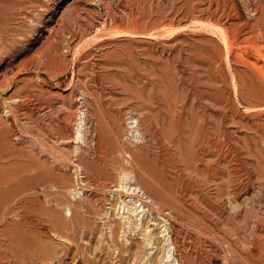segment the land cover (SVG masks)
Here are the masks:
<instances>
[{"label":"rangeland","instance_id":"rangeland-1","mask_svg":"<svg viewBox=\"0 0 264 264\" xmlns=\"http://www.w3.org/2000/svg\"><path fill=\"white\" fill-rule=\"evenodd\" d=\"M0 145V264H264V0H0Z\"/></svg>","mask_w":264,"mask_h":264},{"label":"bare ground","instance_id":"bare-ground-1","mask_svg":"<svg viewBox=\"0 0 264 264\" xmlns=\"http://www.w3.org/2000/svg\"><path fill=\"white\" fill-rule=\"evenodd\" d=\"M105 25H106V23H105ZM111 31V30H110ZM107 32V31H106ZM106 34V33H105ZM102 35V34H101ZM107 35V34H106ZM75 85V84H74ZM78 85V84H77ZM86 94V93H85ZM78 97V96H77ZM24 99V98H23ZM40 99V98H39ZM33 100V99H32ZM24 101V100H23ZM28 101V100H27ZM34 103V102H33ZM37 104H38V102H37ZM46 104V103H45ZM34 105V104H33ZM36 106V105H35ZM42 106V105H41ZM49 107H51L50 105H49ZM57 107V106H56ZM36 108V107H35ZM42 108V107H41ZM54 108V107H53ZM69 109V108H68ZM99 109V108H98ZM99 111V110H98ZM121 112V111H120ZM95 113V112H94ZM99 113H100V111H99ZM122 113V112H121ZM102 114V113H101ZM15 116V115H14ZM19 118V117H18ZM22 118V117H21ZM98 118V117H97ZM103 119V118H102ZM17 122V121H16ZM19 122V121H18ZM27 127V126H26ZM25 127V128H26ZM20 130V129H19ZM198 131V130H197ZM103 132V131H102ZM19 133V132H18ZM99 133V132H98ZM175 133V132H174ZM173 133V134H174ZM23 135V134H22ZM97 135V134H96ZM101 135V134H100ZM170 135V134H169ZM2 136V135H1ZM116 136V135H115ZM172 137V136H171ZM177 137V136H176ZM2 138V137H1ZM99 138V137H98ZM179 139V138H178ZM177 139V140H178ZM169 140V139H168ZM52 141V140H51ZM102 141V140H101ZM173 141V140H172ZM207 141V140H206ZM4 142H6L5 140H4ZM93 142V141H92ZM197 142V141H196ZM107 144V143H106ZM123 144V143H122ZM145 144V143H144ZM96 145V144H95ZM119 145V144H118ZM179 145H180V143H179ZM1 146V145H0ZM117 146V145H116ZM121 146V145H120ZM177 146V145H176ZM194 146V145H193ZM119 147V146H118ZM143 147V146H142ZM43 148V147H42ZM45 148V147H44ZM110 148V147H109ZM179 148V147H178ZM193 148V147H192ZM118 149H120V148H118ZM129 149V148H128ZM191 149V148H190ZM195 149V148H194ZM207 149V148H206ZM123 150V149H122ZM130 150V149H129ZM144 150V149H143ZM178 150V149H177ZM146 151V150H145ZM1 152V151H0ZM111 152V151H110ZM118 152V151H117ZM97 153V152H96ZM99 153V152H98ZM147 153V152H146ZM31 154V153H30ZM100 154V153H99ZM25 155V154H24ZM29 155V154H28ZM97 155V154H96ZM103 155H104V157H103V159H105V162H106V164H108V165H114V161H115V159L114 158H109L108 156L109 155H111V156H113L111 153H109V151H103ZM131 155H132V158H134V156H133V154L131 153ZM183 155V154H182ZM97 156H99V155H97ZM188 156V155H187ZM158 157V156H157ZM167 157V156H166ZM115 158H117V157H115ZM95 159V158H94ZM102 159V158H101ZM118 159V158H117ZM97 160V159H96ZM135 162H134V164L138 167V168H141L140 167V165L138 164V161H136V158H134L133 159ZM156 160H158L157 158H156ZM167 160V159H166ZM165 160V161H166ZM185 160V159H184ZM95 161V160H94ZM98 161H100V160H98ZM190 161V160H189ZM97 162V161H96ZM183 162V161H182ZM193 162V161H192ZM101 163H103V162H101ZM161 163V162H160ZM187 163V162H186ZM99 164V163H98ZM207 164V163H206ZM132 165V164H131ZM163 166V165H162ZM200 166V165H199ZM115 167V166H114ZM145 167V166H144ZM104 168V167H103ZM116 168V167H115ZM195 168H196V166H195ZM187 169V168H186ZM213 169V168H212ZM218 169V168H217ZM40 171V170H39ZM138 171V170H137ZM216 171V170H215ZM194 172V171H193ZM40 173V172H39ZM86 174V173H85ZM143 174V173H142ZM122 176V175H121ZM148 177V176H147ZM101 178H103V177H101ZM109 180V179H108ZM105 181V180H104ZM110 181V180H109ZM107 182V181H106ZM153 182V181H152ZM112 184V183H111ZM118 185V184H117ZM119 186V185H118ZM218 186V185H217ZM220 186V185H219ZM116 187V186H115ZM117 188H119V187H117ZM221 188V187H220ZM104 189V188H103ZM161 189V188H160ZM225 191V190H224ZM120 192V191H119ZM97 193V192H96ZM226 193V192H225ZM224 193V194H225ZM235 193V192H234ZM123 194H125V193H123ZM235 196V195H234ZM221 197H223V196H221ZM216 198V197H215ZM217 199V198H216ZM221 201V200H220ZM224 204V203H223ZM159 211V210H158ZM198 217V216H197ZM197 219V218H196ZM199 220V219H198ZM184 221V220H183ZM195 221V220H194ZM161 223V222H160ZM150 228V227H149ZM146 229V228H145ZM149 230V229H148ZM151 231V230H150ZM146 232V231H145ZM151 234V233H150ZM147 236H149V232H146V234H145V237H147ZM151 236H152V234H151ZM155 236V235H154ZM143 238V237H142ZM156 239V238H155ZM165 241V240H164ZM150 243H152V242H150ZM145 245H147V244H145ZM177 245H179V243L177 244ZM150 246V245H149ZM190 246V245H189ZM181 248V247H180ZM151 249V248H150ZM166 250V249H165ZM179 251V250H178ZM149 252H150V250H149ZM131 253V252H130ZM150 254V253H149ZM162 254V253H161ZM160 254V255H161ZM178 254V253H177ZM147 255V254H146ZM183 255H185V254H183ZM146 257V256H145ZM144 257V258H145ZM165 257V256H164ZM185 257H186V255H185ZM202 257V256H201ZM208 257V256H207ZM128 258V257H127ZM156 258H158V256L156 257ZM179 258L181 259V257L179 256ZM140 259V258H139ZM146 259V258H145ZM149 260V259H148ZM164 261V260H163ZM149 263V262H148ZM160 263V262H159ZM186 264V263H185Z\"/></svg>","mask_w":264,"mask_h":264}]
</instances>
